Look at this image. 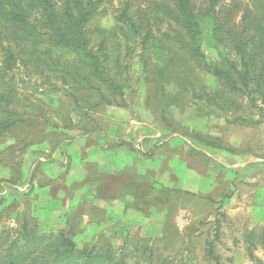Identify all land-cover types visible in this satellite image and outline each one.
<instances>
[{"label":"rangeland","instance_id":"374dc122","mask_svg":"<svg viewBox=\"0 0 264 264\" xmlns=\"http://www.w3.org/2000/svg\"><path fill=\"white\" fill-rule=\"evenodd\" d=\"M97 22L111 27V12ZM205 33L202 50L209 62L226 67V59H236L209 26ZM54 52L62 59L51 69L19 61L13 77L0 80V92L12 96L11 107L23 118L0 133V209L12 203L11 215L25 211L42 232L71 231L79 246L110 241L119 247L128 240L131 247L154 238L156 256L169 264H214L205 254L213 239L223 264H259L248 255L246 234L264 225V124L231 123L225 117L261 121L260 111L239 99L238 106L226 107L228 115L225 108L202 106L186 95L188 102L184 97L170 106L165 122L155 105L163 106L171 94L159 95L156 82L147 81L138 50L124 59V95L103 86L105 99L87 91L80 100L85 110L77 109L66 90L51 85H63L52 71L55 65L79 58ZM199 76L218 86L212 75ZM116 147L137 156L124 170L110 164L106 172L99 170L101 151L108 148L111 159L122 155ZM54 160L62 166L53 178ZM83 168L86 178L71 182ZM115 195L124 198L102 199ZM217 225L216 239L210 233ZM254 253L264 263L260 245Z\"/></svg>","mask_w":264,"mask_h":264},{"label":"trees","instance_id":"16d2710c","mask_svg":"<svg viewBox=\"0 0 264 264\" xmlns=\"http://www.w3.org/2000/svg\"><path fill=\"white\" fill-rule=\"evenodd\" d=\"M108 11L111 27L97 22ZM208 26L217 42L235 53L236 59H226V67L209 62L202 50ZM55 49L79 58L64 67L55 65L52 71L63 85H51L52 90H66L77 109L85 110L80 100H86L87 91L105 99L103 86L124 95V59L138 50L147 81L156 82L159 95L171 94L163 106L155 105L165 122L170 106L184 97L188 102L187 95L220 110L244 100L263 120L242 115L225 120L264 124V0H0V80L11 73L13 77L19 61L51 69L62 59ZM200 73L212 75L218 86H209ZM11 104L12 96L0 92V113L14 117H0V133L23 121ZM13 207L9 203L0 209V264H154L155 259L169 264L156 256L154 238L131 247L128 240L119 247L110 241L79 246L71 231L42 232L25 211L11 215ZM218 231L217 225L210 236L217 239ZM246 241L250 259L264 264L254 253L257 245L264 250V225L246 234ZM205 254L214 264H223L213 239L207 241Z\"/></svg>","mask_w":264,"mask_h":264},{"label":"crops","instance_id":"0c3cea01","mask_svg":"<svg viewBox=\"0 0 264 264\" xmlns=\"http://www.w3.org/2000/svg\"><path fill=\"white\" fill-rule=\"evenodd\" d=\"M140 141H141V139H140ZM139 144H141V142H139ZM106 149H108V148H106ZM106 149L101 151L100 158L98 161V169L103 170V172H106L108 170L107 169L108 164H110L109 167L112 169H117L118 171L124 170V168H126L127 163L137 156L136 152L133 150H124L122 148L116 147V149H113V150L116 152H121L122 155L115 154L114 158L110 157L111 159H109V157H107V156L110 154V151L106 150ZM115 165H117V167H115ZM61 166H62L61 160H54V163H51V177L54 178V177L59 176L57 174H58V172H61ZM52 167H54V168H52ZM57 168H58V170H57ZM86 176H87V171L85 168H83V170H79L78 174L76 176L72 177V179H70V180H71V182L78 181V180L83 181L86 178ZM118 198L122 199V198H124V196H118V195H115L113 197H103L102 196V199H104V200L115 199V201H118Z\"/></svg>","mask_w":264,"mask_h":264}]
</instances>
